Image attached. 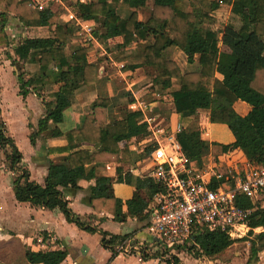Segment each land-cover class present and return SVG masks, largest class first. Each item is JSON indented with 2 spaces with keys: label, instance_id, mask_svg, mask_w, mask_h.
Listing matches in <instances>:
<instances>
[{
  "label": "trees",
  "instance_id": "16d2710c",
  "mask_svg": "<svg viewBox=\"0 0 264 264\" xmlns=\"http://www.w3.org/2000/svg\"><path fill=\"white\" fill-rule=\"evenodd\" d=\"M223 2L231 4L233 16L223 38L228 50L220 46L219 31L199 25L200 17L210 19V16L208 12L197 10V0H154L151 14L145 21L139 19L138 10L146 6L147 0H79L75 6L77 16L94 21L103 30L97 34L99 39L103 43H111L116 50L126 49L137 40L149 41L143 48L141 62L131 66L126 62V66L132 69L138 66L152 68L156 83L163 86L161 95L170 100L177 113L189 116L206 109L210 122L227 125L235 139L231 143L220 144L223 155H234L238 159L241 156L239 152H243L251 164L261 165L264 164V102L253 105L246 115L237 112L235 103L243 100L249 91L264 98V0ZM120 3L132 8L127 16L119 11ZM212 6L216 9L218 3L213 2ZM10 15L32 28L48 25L56 13L50 8L37 10L29 0H0V46L11 43L6 31ZM76 26L74 17L65 22H55L48 36L20 39L17 44L19 59L8 54L15 67L19 94L24 99L30 93L41 96L45 108L37 128L29 134L30 143L35 146L38 139L46 136H65L67 145L47 148L48 154L66 153L63 163L57 165L49 160L50 170L44 183L31 180L29 169L21 165L23 153L8 134L3 120H0V148L6 151L10 170L20 171L12 181L19 202L49 210L60 209L68 222L90 233H100L102 245L115 256L118 254L115 246L133 237L134 233L115 234L85 222L70 207L63 188L82 189L79 180L86 178L87 165L136 161L131 149L120 143L142 135L146 127L139 124L140 111H128L123 117L109 120L110 108L133 100L131 94L124 90L115 96H98L80 127L66 132L58 125L50 128V122H63V109L75 100L77 91L95 84L99 78V66L91 61L95 51L93 44L79 42L69 48L70 34ZM172 46L185 53L187 62L193 65L192 69H182L170 57L169 48ZM20 61L36 63L39 68L37 74L29 77ZM219 65L230 68L227 82L217 76ZM48 85L59 86L53 92L54 99L47 100L43 96ZM178 138L190 158L195 156L200 130L186 129L178 134ZM75 139L92 146L76 147L72 144ZM147 149L145 147L141 151L139 160L144 158ZM89 190L91 206L97 213L116 212L117 200L112 183L92 186ZM159 191L160 186L151 183L149 193L152 199ZM240 202L242 206L253 209L247 220L249 232L241 238L250 243L247 264H260L259 254L264 251V196L256 201L242 197ZM259 227L263 230L255 232ZM193 237L195 244L189 251L196 257L211 259L221 256L241 240L231 237L228 230L206 227L197 230ZM27 255L32 264H68L64 262L66 250H28ZM152 257H160L163 264H182L178 256L168 254V250L161 246L143 255L144 259Z\"/></svg>",
  "mask_w": 264,
  "mask_h": 264
},
{
  "label": "crops",
  "instance_id": "0c3cea01",
  "mask_svg": "<svg viewBox=\"0 0 264 264\" xmlns=\"http://www.w3.org/2000/svg\"><path fill=\"white\" fill-rule=\"evenodd\" d=\"M78 1L79 0L64 1L66 8H64L58 22H65L70 17H74L76 19L77 26L76 29L72 31L76 30V35L80 37L81 42L87 41L85 35L82 34L84 31L83 26L91 25L93 28V38L91 42L94 45V49H98L99 46L103 48V42L99 39V37H94V32L97 26L96 23L77 16L75 3ZM81 1L91 2L93 0ZM197 1V10L200 12L208 11L210 16V19L200 17L201 22L203 23L207 21L210 23V27L208 28L219 31L220 46L223 50H228L226 45L223 43V38L228 25L232 24L233 16L231 12V4L225 3L223 0ZM203 1H205V3L210 1V8H206V5L204 7ZM213 2L218 3V7L216 9H213ZM153 3L154 0H147L146 6L138 10L140 20L145 21L148 19L151 14ZM118 9L123 16H127L132 10V8H130L126 3H120L118 5ZM53 19H56V17ZM221 21L224 24L223 27L221 26L222 29L218 27V23H221ZM234 25L237 27L239 26L238 23H235ZM148 43L149 41L147 40H137L131 46L126 47V49H121L120 52L122 54L119 58L114 55L116 53L115 47L111 43H108L111 47L109 57L113 60L114 65L116 66L123 63L122 61L129 62L130 66L131 64H139L142 60L143 48ZM181 53H183L184 56H181ZM93 55L94 53L91 57L92 63L99 66V78L97 82L93 85L81 87L77 91L75 100L63 109L64 120L69 118L73 121L70 129L78 128L82 125L85 114L90 111L92 102L98 96H115L119 93L121 87H124V89L131 94V98H133V100L129 101L126 105L122 104L120 106L110 108L109 120L123 117L128 111H138L135 102L137 98H141L153 105H158L165 114L172 113L175 118L180 120L184 130L193 128L199 129L201 132L203 129V122L214 124L210 122L209 111L206 109H200L197 114L189 116H183L174 111L170 100L165 96H162L160 93L163 89L162 85V89L158 91H150L148 88L155 85L152 68L138 66L136 69H132L131 67H128L127 69H120L118 70V73L121 76V82H116L115 79L111 78V75L102 76L103 73L106 72L102 66L103 62H101L100 58L97 59L95 56L93 57ZM169 55L180 65L181 59H179V57L183 59L185 57V66L187 68H183L181 65L182 69H188V67L189 69L193 68V65L187 62L185 53L179 48L175 46L170 47ZM114 56L119 60V62L115 60ZM14 57V59L17 57L19 59L18 55ZM22 62L26 63L24 61ZM3 65L4 66L2 67L5 70L12 72L16 76L15 70H10V65H12L11 62L10 64L4 63ZM27 65L28 63H26V66ZM27 74L29 77L31 76L29 73ZM217 76L224 82H227L230 77V68L219 65L217 67ZM145 78H149L150 80L148 79L149 82L142 85L141 81ZM174 81L177 82L178 80L174 79ZM58 87V85H48L44 91L46 90L49 94L53 95L51 99H54L55 93L53 92L56 91ZM32 94L37 95L35 93H30L25 99L29 100V97H31ZM150 97L151 99L148 101ZM263 102L264 98L261 95L255 93L254 91H249L243 100H239L235 103V109L239 114L246 115L251 110L253 105ZM43 109L44 107L41 108V111H43ZM61 123L55 124L54 122H50V128L58 125L64 132L70 130L63 129L61 127ZM140 136L141 135L132 136L120 143L121 146H127L131 149L136 161L132 160V162L125 163L115 162L87 165L86 178L79 180V185L82 189L63 188V192L65 197L70 201V207L74 212L79 214L85 222L115 234L123 235L134 233L133 237L145 241L148 245V252L152 253L159 247L157 240L153 236L150 224L151 222L148 215V210L154 202V198L152 199L149 193V186L153 183V181L145 173L147 169L146 160H139L138 157L143 150L139 144V140L141 138ZM67 144L68 141L65 136H46L44 139H38L36 146H32L31 144L28 156L22 152L23 158L21 165L29 169L31 174L30 179L43 184L45 178L49 174V160H52L53 164H62L64 155H66V153L48 154L47 148L64 146ZM72 144L76 147L92 146L86 142H81L79 139H75ZM43 145H46L44 151L36 150L40 149ZM239 153L241 156L244 154L243 152ZM2 156H4V160L7 161L6 151L0 148V175H4L3 187L0 188V264H32L27 255L28 250L42 252L66 250L67 257L64 262L68 264H163L160 257L144 259L143 256H140L139 254H125L119 252L117 255L113 256L112 251L106 249L102 245L100 233H90L79 228L76 224L68 222L60 209L56 208L54 210H49L42 207H34L28 202H19L15 197V190L12 186V181L20 174V171L6 169V162L2 159ZM212 158L215 162H217L216 160L220 158L224 160L223 163H228L234 159V155L226 156L221 154V156H218L217 158L214 156H212ZM245 159V162H249L246 157ZM238 165L239 164L234 166ZM244 165L245 164L239 166L243 167ZM106 183H112L114 188L117 200L115 213L107 211L97 213L91 206L89 189L92 186ZM111 222L115 225H110ZM257 229L260 231L263 230L262 227ZM246 231L249 230L246 229ZM47 237L50 238L47 239ZM230 248L222 255V257L219 256L213 259L206 256L196 257L190 251L177 252L174 253V255L179 257L182 264H247L250 256L248 254L242 260L234 261L233 259H224L227 253H229ZM262 260L260 258V264H264V259L262 258Z\"/></svg>",
  "mask_w": 264,
  "mask_h": 264
},
{
  "label": "built area",
  "instance_id": "2783aa9c",
  "mask_svg": "<svg viewBox=\"0 0 264 264\" xmlns=\"http://www.w3.org/2000/svg\"><path fill=\"white\" fill-rule=\"evenodd\" d=\"M29 1L40 11L50 8L57 14L66 8L65 0ZM83 30L86 40L91 41L92 26L84 25ZM118 66L123 69L125 64ZM135 103L141 112L139 123L146 127L139 140L142 149L148 148L143 158L145 173L160 186L148 210L159 246L168 254L189 251L195 244L194 234L204 227L228 230L233 238L249 230L247 220L253 209L242 206L240 200L263 198L264 164L245 162L238 167L213 162L195 167L178 138L184 131L180 120L144 99L137 98ZM115 248L125 254L149 253L146 242L135 237L124 239Z\"/></svg>",
  "mask_w": 264,
  "mask_h": 264
},
{
  "label": "rangeland",
  "instance_id": "374dc122",
  "mask_svg": "<svg viewBox=\"0 0 264 264\" xmlns=\"http://www.w3.org/2000/svg\"><path fill=\"white\" fill-rule=\"evenodd\" d=\"M215 1H218V0H215ZM209 3L210 1L209 2L207 1L206 3L205 1H203V6L205 7L206 5V8H210ZM62 11L63 10L60 9V11L56 14L57 16H55L56 19H52L48 25H44L38 28L26 27L19 21V19H17L13 15H10L7 21L6 30L10 37L11 43L9 45H4L0 47V69H1L0 70V100H1L0 101V110H1L0 120H3L5 122L6 124L5 127H6L8 134H10L15 139L16 144L18 145L19 149L26 156H28L30 152L29 147L31 146L29 134L31 133L32 129L37 128L39 119L45 113V108L43 109V111H41V108L44 107L43 100L41 96L34 95V94H32L31 97H29V100L21 97V95L18 94V85H17L18 81H16L17 77L12 72L5 70L2 66H4L3 65L4 63L10 64L11 59L9 58L8 54H10L13 58H15L14 56H17V44L20 41V39L24 37L48 36L50 29L53 26V23L58 22L60 20L59 17L62 14ZM209 24L210 23L207 21L202 23L200 20L199 22V25L204 28L210 27ZM218 24H219L218 27L222 29V27L224 26L223 22L221 21V23H218ZM101 31L102 29L96 26L94 37L97 38L98 37L97 34H100ZM70 36H71V42L69 44V48L71 49L81 41H80V37L76 35V30L71 31ZM86 42L93 44L91 41H86ZM102 45L104 49L99 46L98 49H95L94 55H93V57L95 56V58L97 59L100 58L101 62H103L102 66L104 67L106 72H104L102 76L111 75V78L115 79L116 82H119V81L121 82L120 80L121 76L118 73L119 72L118 70H120V67L114 65L113 60H111V58L109 57V54L111 52L110 45H108V43H102ZM115 52L116 53L114 55L118 58L122 54L119 50H116ZM181 56H184V54L181 53ZM16 59H18V57ZM179 59H181L180 63L182 67L187 68L185 66V57L184 59L179 57ZM115 60L119 62L117 58H115ZM122 62L124 64L126 63L124 61ZM26 63H28L27 66H26ZM26 63H23L22 61H20V65L24 68V70L27 73H29L31 76L36 75L39 69L38 65L36 63H33V65L32 63H29V62H26ZM10 66H11L10 70L14 71L15 67L13 65H10ZM127 68L128 67L126 66L123 69H127ZM152 75H153V79H155L154 73ZM148 79L149 78H145L143 81H141V84L142 85L147 84L149 82ZM154 84L155 85L148 88L150 89V91H158L162 89L161 84L156 83L155 80H154ZM124 90H125L124 87H121L119 92L124 91ZM43 96L47 100L53 97V95L49 94L46 90L44 91ZM151 97L149 98L148 101H150ZM72 123L73 121L71 119L66 118L64 122L61 123V127L65 130L70 129V127H72L71 125ZM30 125H32V127ZM202 126H203V129L200 132V136H201L200 142L198 144L197 149L195 150V156L191 158L192 160L191 163L195 167L204 166V165L215 162L212 156L217 158L218 156H221L222 154L220 151V148H221L220 144L230 143L235 139L234 134L231 131V129L224 124H218V123L210 124L209 122H203ZM45 146L46 145H43L40 149H36V150L44 151ZM245 157H246L245 154L240 156V158L238 159L234 157V159L228 163H223L224 160L220 158L216 161L217 163L219 162L220 165L239 164L242 166L243 164H245V160H246ZM2 159L4 160L5 157L2 156ZM4 161L6 162L5 168L9 170L10 169L9 162L6 160ZM3 178H4V175H0V188L3 187V183H4ZM150 178L153 182H155L152 177ZM152 206L149 209H151ZM263 208H264V205H263ZM110 225H115V224L111 222ZM248 232L249 231H246V233H243L240 236H236L235 238L241 239L242 237L247 236ZM255 232H260V230L256 229ZM247 254L250 255V243L249 241H244L241 239V240L236 241L231 246L229 253H227L224 259H227V260L233 259L234 261L242 260ZM260 256H261L260 257L261 260L262 258L264 259V252H262Z\"/></svg>",
  "mask_w": 264,
  "mask_h": 264
}]
</instances>
